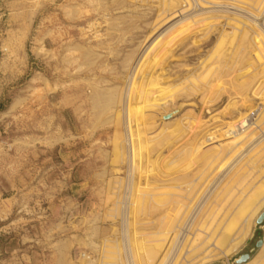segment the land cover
<instances>
[{
    "label": "rangeland",
    "instance_id": "obj_1",
    "mask_svg": "<svg viewBox=\"0 0 264 264\" xmlns=\"http://www.w3.org/2000/svg\"><path fill=\"white\" fill-rule=\"evenodd\" d=\"M263 34L264 0H0V264H238L264 240Z\"/></svg>",
    "mask_w": 264,
    "mask_h": 264
},
{
    "label": "bare ground",
    "instance_id": "obj_2",
    "mask_svg": "<svg viewBox=\"0 0 264 264\" xmlns=\"http://www.w3.org/2000/svg\"><path fill=\"white\" fill-rule=\"evenodd\" d=\"M189 1V0H188ZM197 1V0H196ZM263 3V2H262ZM235 21V20H234ZM243 23V22H242ZM264 35V34H263ZM262 36V35H261ZM263 37V36H262ZM264 39V38H263ZM262 39V40H263ZM263 42H264V40H263ZM249 124H247V122H246V120H243V119H238L237 121H236V124H234L233 125V127L232 128H230L229 130H227V131H225V132H228L230 135H235V137H237L239 134H241L242 133V131L244 130V128H246L247 126H248ZM261 128V127H260ZM225 132H224V136H225ZM222 135V134H221ZM227 139H228V137H227ZM230 139V138H229ZM228 139V140H229ZM224 140H225V138H224ZM231 140V139H230ZM235 140V139H234ZM219 141H223V140H219ZM227 141V140H226ZM231 143V142H230ZM221 145V144H220ZM234 146V145H233ZM216 167V166H215ZM253 171V170H252ZM264 182V181H263ZM208 194V193H207ZM206 195V194H205ZM253 197V196H252ZM190 198V197H189ZM191 199V198H190ZM249 199H250V196H249ZM247 200V202L245 203V204H247L248 203V199H246ZM252 199H250V201H251ZM249 201V202H250ZM180 202V201H179ZM192 202V201H191ZM202 202V201H201ZM201 202H200V199L198 200V201H193V203H191V204H188L187 205V208H185V210L182 212L181 211V213L183 214L182 216H183V225H180V224H177V227H179L180 229H181V231L184 229V227L186 226L187 228H185V229H188V227H190L191 225H190V223H191V221H192V218L194 217V214H195V212L198 210V208L201 206ZM245 202V201H244ZM252 202V201H251ZM188 203H190V202H188ZM184 204H186V202L184 203ZM184 204H182V205H184ZM244 204V205H245ZM202 205H204V203L202 204ZM244 205H240V206H243L241 209H246V207H247V205H246V207L244 206ZM202 207V206H201ZM183 208V207H182ZM234 209V208H233ZM236 209H238V210H240V211H244V210H241L240 208H239V206H238V208H237V206H236ZM181 210V209H180ZM179 210V211H180ZM205 210V209H204ZM236 211V210H235ZM235 211H233L234 213L233 214H236L235 213ZM246 211H247V209H246ZM241 212V213H242ZM177 213H180V212H178L177 211ZM198 212H196V214H197ZM202 213H204V212H202ZM240 213V212H239ZM230 214V213H229ZM176 215V214H175ZM181 214H179V217L181 218V216H180ZM231 215H232V213H231ZM230 215V216H231ZM236 215H238V214H236ZM235 215V216H236ZM240 215H242V214H240ZM217 216V215H216ZM229 216V217H230ZM232 217V216H231ZM175 218V217H174ZM194 218H197V217H194ZM223 218H224V215H223ZM233 218V217H232ZM172 219V218H171ZM209 219V218H208ZM225 219H226V217H225ZM229 219V218H228ZM174 220V219H173ZM176 220H178V219H176ZM176 220L175 221H172V223L173 222H175L176 223ZM223 219L221 218V220L219 221V222H221ZM194 221H196V220H194ZM193 221V222H194ZM198 221V220H197ZM224 221V220H223ZM179 222V221H178ZM226 222H227V220H226ZM226 222H224V225L226 224ZM198 223V222H197ZM171 224V223H170ZM192 224V223H191ZM196 224V223H195ZM200 224V223H199ZM212 224V223H211ZM190 225V226H189ZM221 225H223V224H221ZM223 225V226H224ZM199 226V225H198ZM169 227V226H168ZM204 227V226H203ZM202 227V228H203ZM208 227H210V226H208ZM208 227H206V228H208ZM222 227V226H221ZM193 228H194V226H193ZM201 229L200 228V226L199 227H197L196 229ZM219 228V227H218ZM226 229H228V227L226 226L225 227ZM224 227H223V229H225ZM180 229H179V231H180ZM183 230L184 232L186 231V230ZM193 230V229H192ZM206 231L207 230H205V233H206ZM219 231H221V228H220V230ZM170 232H172L173 233V231L171 230ZM171 233V234H172ZM175 233V232H174ZM173 233V234H174ZM187 232H185V234H186ZM202 233H203V231H202ZM217 233V232H216ZM179 234H181V233H179ZM183 235H184V233H182ZM181 234V235H182ZM196 234V233H195ZM175 235V234H174ZM176 235H177V232H176ZM191 235V234H190ZM205 235H207V234H205ZM193 236V235H192ZM192 236H191V238H192ZM197 236H199L198 234H196V237ZM176 237V239H178V237L177 236H175ZM174 236H173V239L175 238ZM167 238V237H166ZM181 238V237H180ZM179 238V239H180ZM190 238V239H191ZM194 238V237H193ZM170 239V238H169ZM182 239V238H181ZM181 239H180V241H181ZM186 239V238H185ZM206 239V238H205ZM214 239V238H213ZM217 239V238H216ZM218 239H219V237H218ZM172 240V239H171ZM211 240V239H210ZM166 241H168L167 242V245L169 246L170 244H169V240H166ZM185 241V240H184ZM219 241V240H218ZM193 242V241H192ZM192 242H191V244H192ZM210 242V241H209ZM166 243V242H165ZM212 243H214V242H212ZM216 243V242H215ZM214 243V244H215ZM211 244V243H210ZM167 245H166V247H167ZM174 246H175V244H173ZM173 245H172V247H173ZM179 245V244H178ZM181 245V244H180ZM190 245V244H189ZM165 246V245H164ZM264 246V245H263ZM262 246V247H263ZM165 247V248H166ZM170 247V246H169ZM178 247V246H177ZM191 247V246H190ZM189 246H188V248H190ZM174 248V247H173ZM170 249V248H169ZM178 249V248H177ZM176 249V250H177ZM180 249V248H179ZM194 249V248H193ZM176 250H175V252L174 253H176ZM181 250V249H180ZM173 251V250H172ZM187 251H189V250H187ZM195 251V250H194ZM170 253L169 254H167V255H169L170 256V254H172L171 253V251H169ZM178 252V251H177ZM182 253V252H181ZM183 253H187V252H183ZM193 254V253H192ZM133 255V254H132ZM174 255V254H173ZM168 256V257H169ZM184 256H185V254H184ZM183 256V257H184ZM175 257V256H174ZM179 257V256H178ZM170 258V257H169ZM256 258H258L259 259V263L260 264H262L261 263V261H263L264 260V249H262V248H260V250L258 251V253L256 252ZM127 259V258H126ZM170 259H172V258H170ZM168 261V260H167ZM172 261H174V258H173V260ZM171 260H170V262H169V264H171V263H173ZM177 261H178V259H177ZM176 261V262H177ZM259 263H257V264H259Z\"/></svg>",
    "mask_w": 264,
    "mask_h": 264
},
{
    "label": "crops",
    "instance_id": "obj_3",
    "mask_svg": "<svg viewBox=\"0 0 264 264\" xmlns=\"http://www.w3.org/2000/svg\"><path fill=\"white\" fill-rule=\"evenodd\" d=\"M0 105H1V103H0ZM257 229H258V227H255V229L253 230V232L251 233V236L249 237V239H248V241H247L246 246H249V250H248V252L240 254V255H239V258H240L242 255H244V254H249V255H250V259H249V261H250V260H252V259L256 256V252L258 253L259 249L261 248V246H258V243H259V241H261V240L264 242V240H263L261 237H258V238H256V239L254 240L255 235H256V232H257ZM253 240H254V241H253ZM257 240H259V241H258L257 245H255V242H256ZM239 258H238V259H239ZM238 259H237V260H238Z\"/></svg>",
    "mask_w": 264,
    "mask_h": 264
},
{
    "label": "water",
    "instance_id": "obj_4",
    "mask_svg": "<svg viewBox=\"0 0 264 264\" xmlns=\"http://www.w3.org/2000/svg\"><path fill=\"white\" fill-rule=\"evenodd\" d=\"M180 109L179 108L177 111H175L176 113H179L180 112ZM172 115H169L168 118H170ZM264 221V212L261 213V215L258 217L257 219V223L258 224H261L262 222ZM263 245V241H259L258 243V246H262ZM250 259V255L249 254H244L242 255L238 260H237V263L238 264H242V263H246L248 262Z\"/></svg>",
    "mask_w": 264,
    "mask_h": 264
}]
</instances>
